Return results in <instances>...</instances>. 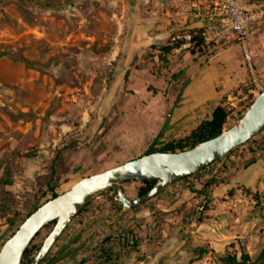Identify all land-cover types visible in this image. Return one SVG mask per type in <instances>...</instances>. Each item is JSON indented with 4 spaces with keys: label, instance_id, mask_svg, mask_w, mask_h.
I'll list each match as a JSON object with an SVG mask.
<instances>
[{
    "label": "rangeland",
    "instance_id": "374dc122",
    "mask_svg": "<svg viewBox=\"0 0 264 264\" xmlns=\"http://www.w3.org/2000/svg\"><path fill=\"white\" fill-rule=\"evenodd\" d=\"M166 7V0H0V248L43 201L55 150L66 149L57 163V190L63 193L84 177L143 156L153 141L166 143L163 93L187 80L188 70L198 69L190 88L196 95L188 99L209 100L207 115L212 100L225 98L230 115L224 131L256 98L254 79L264 87V20L245 34L252 69L235 40L226 53L229 66L221 49L191 54L192 60L162 56L154 63L152 53L163 44L158 36L175 26ZM263 156L264 129L213 168L228 180L230 169ZM137 187L125 184V197L135 199ZM199 190L200 178L190 177L133 211L111 206L114 193L105 191L74 216L41 264H94L103 238L129 230L145 242L140 256L162 251L164 244L172 252L185 241L186 258L164 252V264H222L232 254L230 245L241 246L251 264H264V190H246L258 195L257 206L243 227L230 220L243 232L249 223L248 231L215 250L206 237L212 231L196 228L207 210L230 196L212 203ZM177 216L183 220L173 223ZM190 220L196 227H189ZM49 233L41 231L32 245L41 246ZM199 249L207 254L198 257ZM119 264L139 262L123 257Z\"/></svg>",
    "mask_w": 264,
    "mask_h": 264
},
{
    "label": "water",
    "instance_id": "95a60500",
    "mask_svg": "<svg viewBox=\"0 0 264 264\" xmlns=\"http://www.w3.org/2000/svg\"><path fill=\"white\" fill-rule=\"evenodd\" d=\"M194 27L190 25L174 29L168 34ZM263 129L264 89L256 96L240 121L219 136L185 151L143 155L103 172L84 177L66 192L48 200L28 216L14 234L3 243L0 248V264H20L25 249L31 244L38 231L55 220L54 227L29 263L39 264L67 224L99 194L112 189L115 202L124 209L134 208L183 178L194 177L217 159L224 158L232 150L255 138ZM152 179L157 182L150 191L135 199L125 197L122 183L128 180L141 182Z\"/></svg>",
    "mask_w": 264,
    "mask_h": 264
},
{
    "label": "trees",
    "instance_id": "16d2710c",
    "mask_svg": "<svg viewBox=\"0 0 264 264\" xmlns=\"http://www.w3.org/2000/svg\"><path fill=\"white\" fill-rule=\"evenodd\" d=\"M167 49L163 48L162 52L166 53ZM206 51L205 48L201 46V44H197L194 46L193 50L191 51V54H203ZM29 65H33L30 64ZM253 100L250 101V103L247 105L246 108H248L252 104ZM230 115V109L227 107L225 98H222L216 106L212 109L209 118L201 120L193 129H191L186 135L180 136L177 138H174L170 141H167L164 144L157 145V141H153L149 147L144 151L143 155H149L153 153H176L185 151L188 149H191L195 147L196 145L203 143L205 141H208L210 139H213L217 136H219L223 131L227 124V120ZM254 141V138L250 140L249 142ZM247 142L246 144H248ZM245 145V144H244ZM243 146V145H242ZM241 146V147H242ZM238 148L232 150L227 156H225L222 159H217V161L213 162L210 166L207 168H204L201 170L197 175V177L200 178V190L199 195L203 198L206 197V195H209L207 201H212L211 192L212 189L218 188L219 185H225L227 184L228 180L224 177H222V173L218 172V169L214 170V166L217 167L219 163H222L225 159L229 158L234 151H236ZM65 148H60L58 150H55L54 156L51 159L50 164V173L48 179L45 181V188L42 191L41 195L44 198L43 201L33 207V209L28 212L24 218L20 219L18 221V226L15 229V231L18 229V227L21 225V223L30 216L39 206L44 204L50 199H53L57 197L58 195L62 194V192H58L59 183L57 182V163L59 162V159L63 156V153L65 152ZM29 157H34L33 154H30ZM257 157H253L252 159H249L246 163H244L243 167L244 169L249 167L250 165H253L255 163V160ZM206 172H209L207 175H205ZM190 177L183 178L180 181L188 180ZM178 181V182H180ZM199 181V180H198ZM157 180H145V181H134V180H128L122 183V188L125 184L128 183H136L138 184V187L135 192V198L140 197L141 195H144L148 191H150L153 186L156 184ZM178 182L172 184L175 185ZM165 189V188H164ZM163 189V190H164ZM163 190L159 191L157 194H155L152 198H150L147 202L157 198ZM109 192H112V189L108 190ZM124 191V188H123ZM247 192V191H246ZM234 193L233 190L228 192V195L231 196ZM249 193V192H247ZM47 195H49L47 197ZM103 195V193L99 194ZM256 199H258V195H254ZM110 204L113 207H116L118 210L122 209V206H120L117 202L114 201L113 197H109ZM146 202L128 209L130 211L137 210L145 204ZM91 204L89 202L86 204L77 214L76 216L81 215L86 211V208ZM56 221H52L46 226H44L38 233L36 234L35 238L38 237L41 234V231L48 230V233L52 230L54 227ZM14 234H11V236ZM10 236V237H11ZM34 238V239H35ZM32 240V242L34 241ZM31 244L25 249L23 253V258L20 262V264H29L30 261L33 259V257L37 254L39 247H35ZM144 240L141 238V236H138L133 231L129 230L128 232L119 235L118 237L114 236H107L102 239L100 243L97 244L96 252L94 254V264H119L121 258L125 257L127 259H130L132 257H136V260L138 262H141L143 260L140 256L139 249L144 244ZM230 248L233 249L232 254H227L226 256L222 257L220 259L222 264H251L250 257L247 253L243 251L241 246H238L237 250L233 248V245H230ZM35 250V253L33 254V251ZM50 252V251H49ZM207 254V252L204 249L198 250V257H201L203 255ZM46 258V257H45ZM45 258L39 263H43Z\"/></svg>",
    "mask_w": 264,
    "mask_h": 264
},
{
    "label": "built area",
    "instance_id": "2783aa9c",
    "mask_svg": "<svg viewBox=\"0 0 264 264\" xmlns=\"http://www.w3.org/2000/svg\"><path fill=\"white\" fill-rule=\"evenodd\" d=\"M166 6L167 21L175 24L173 30L190 25L195 27L168 34L152 53L154 63H159L162 56L174 58L191 54L197 44L209 50L235 40L241 44L245 61L252 69L245 34L264 20V0H166ZM163 48L167 49L166 53L162 52ZM254 82L258 96L264 87L255 79ZM257 204L254 196L240 188L232 196L217 202L210 211L215 216L227 215L233 225H240Z\"/></svg>",
    "mask_w": 264,
    "mask_h": 264
},
{
    "label": "crops",
    "instance_id": "0c3cea01",
    "mask_svg": "<svg viewBox=\"0 0 264 264\" xmlns=\"http://www.w3.org/2000/svg\"><path fill=\"white\" fill-rule=\"evenodd\" d=\"M170 31L171 30L164 31L162 34H160L158 36V42L163 43ZM230 43H226L218 48H211V51L215 49H221V55L227 60V62H229L228 54L226 53L232 50L228 48L230 47ZM183 56L185 60H192L194 55L183 54ZM202 58L203 56L199 57V59L201 60ZM229 64L230 62L228 63V66ZM197 73L198 69L192 68L188 70L187 80H185L183 83L180 82V84H178L179 82L175 83L174 89H172L170 92L163 93V96L166 98L167 102V106L164 113L167 114V117H165L164 121V129L166 131V135L163 137V141H169L174 138L184 136L191 129H193L201 120L209 118L210 113L212 111L211 110L210 113H208L207 115V108L209 107V104H211L209 100L203 101L202 99L196 100L195 98H193L192 100L188 99V97L196 95L194 91L190 90V88L195 84V81L197 80ZM212 102H214V108L217 104V100H212ZM201 117L202 119H200ZM229 174L230 176H228L227 184L218 186H223V190L218 195V188L216 187L212 189V203L218 201L221 197H223L231 190H233L234 192L240 188L245 191L249 190L254 192H256L257 189L264 190V156L257 158L253 165H250L245 169L244 167H241L236 171L230 169ZM250 214H252V212ZM205 215L207 216L206 219L200 221L199 226L198 228H196V230L200 232L203 229L207 228L212 231V233L208 236H206L207 234L204 235L211 239V241H209L208 243H210V247L213 250H215L216 247H222L225 243H231V239L237 237L240 238L242 237L243 233L248 231L247 228L249 226V223L247 224V228L246 230H244V232L242 230L237 231L235 230L236 228L234 229V227L236 226H232L229 216H215L211 213L210 210H207ZM182 220L183 216H177L173 217L172 222L178 223ZM244 224L245 223H242L241 227H243ZM189 227H196L195 221L190 220ZM238 234H241V236H238ZM223 239H225L224 242ZM180 241L181 243L173 245L175 247L172 252L168 250L167 246L169 244L162 245V251H158V249H160L158 247L154 251L152 250L149 253H147L146 251L143 260L139 262V264H164L169 261L168 259L164 258V252L166 254L169 253L170 256L174 254H179L183 258H186V255L188 254V248L185 246V241H182V239H180Z\"/></svg>",
    "mask_w": 264,
    "mask_h": 264
},
{
    "label": "flooded vegetation",
    "instance_id": "af4514ba",
    "mask_svg": "<svg viewBox=\"0 0 264 264\" xmlns=\"http://www.w3.org/2000/svg\"><path fill=\"white\" fill-rule=\"evenodd\" d=\"M52 247H53V245H52ZM52 247H51V248H52ZM51 248H50V250H51ZM50 250H49V251H50ZM49 251H48V253H49ZM48 253H47V255H48ZM47 255H46V256H47ZM46 256H45V257H46ZM45 257H44V258H45Z\"/></svg>",
    "mask_w": 264,
    "mask_h": 264
}]
</instances>
